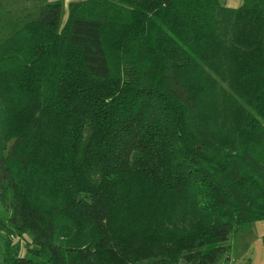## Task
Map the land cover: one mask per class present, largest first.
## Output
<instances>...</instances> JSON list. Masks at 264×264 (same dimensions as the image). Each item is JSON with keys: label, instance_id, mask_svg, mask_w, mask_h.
<instances>
[{"label": "trees", "instance_id": "trees-1", "mask_svg": "<svg viewBox=\"0 0 264 264\" xmlns=\"http://www.w3.org/2000/svg\"><path fill=\"white\" fill-rule=\"evenodd\" d=\"M38 1L0 43V264L229 261L264 221V0Z\"/></svg>", "mask_w": 264, "mask_h": 264}, {"label": "rangeland", "instance_id": "rangeland-1", "mask_svg": "<svg viewBox=\"0 0 264 264\" xmlns=\"http://www.w3.org/2000/svg\"><path fill=\"white\" fill-rule=\"evenodd\" d=\"M219 1L222 5L226 4V0ZM0 3L2 9L0 43L13 31L21 29L27 22L36 19L41 7L38 0H0ZM64 11H68L67 6H64L62 18L65 23L67 15ZM256 225L259 228L258 234L247 231L232 238L233 250L230 258L235 261V264H264V237H262L264 221L256 222ZM222 262L220 264H223Z\"/></svg>", "mask_w": 264, "mask_h": 264}, {"label": "crops", "instance_id": "crops-1", "mask_svg": "<svg viewBox=\"0 0 264 264\" xmlns=\"http://www.w3.org/2000/svg\"><path fill=\"white\" fill-rule=\"evenodd\" d=\"M74 1H79V0H65L64 1V6L66 7L67 6V9H68V6L71 2H74ZM228 0H226V4L225 6L227 7H230V8H238L242 5L243 1L244 0H231V2H227ZM66 13V17H68V11H64ZM64 23V22H63ZM248 232H251V233H259V228H258V225H256V223H254L253 225H251V227L248 229ZM263 233H264V229H263ZM259 236V235H258ZM260 237V236H259ZM262 237H264V235H262ZM223 264H235V261H233L231 258L229 261H223L222 262Z\"/></svg>", "mask_w": 264, "mask_h": 264}]
</instances>
